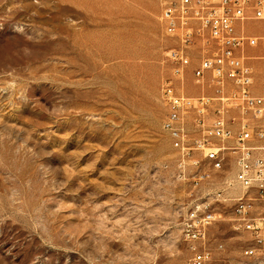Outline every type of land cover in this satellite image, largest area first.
<instances>
[{"label":"rangeland","instance_id":"1","mask_svg":"<svg viewBox=\"0 0 264 264\" xmlns=\"http://www.w3.org/2000/svg\"><path fill=\"white\" fill-rule=\"evenodd\" d=\"M160 15L159 0H0V264H186L194 245L209 264L242 258L229 208L204 244L182 236L191 186L161 96L179 43ZM239 31L264 37V21ZM203 52L188 50L180 93L212 92L194 79ZM245 56L259 86L264 46Z\"/></svg>","mask_w":264,"mask_h":264},{"label":"built area","instance_id":"2","mask_svg":"<svg viewBox=\"0 0 264 264\" xmlns=\"http://www.w3.org/2000/svg\"><path fill=\"white\" fill-rule=\"evenodd\" d=\"M159 2L164 30L179 43L168 52L173 76L163 81L161 96L168 109L162 128L177 152L174 176L191 186L182 236L204 244L217 209L229 208L236 230L249 235L242 258L230 264H264V82L257 85L245 56L247 48L264 46V37L239 31L246 20L264 21V0ZM194 47L204 50L195 82L212 90L197 97L175 83L184 80ZM228 168L233 178L217 186L215 173L224 176ZM192 250L186 264L212 262L208 248Z\"/></svg>","mask_w":264,"mask_h":264}]
</instances>
